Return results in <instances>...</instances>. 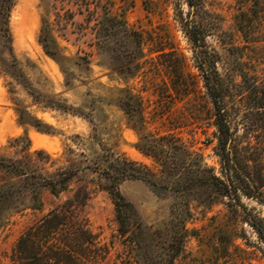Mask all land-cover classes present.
<instances>
[{"label": "rangeland", "instance_id": "obj_1", "mask_svg": "<svg viewBox=\"0 0 264 264\" xmlns=\"http://www.w3.org/2000/svg\"><path fill=\"white\" fill-rule=\"evenodd\" d=\"M105 8L143 36L141 67L133 61L135 43L118 37L107 44L98 41V17ZM10 28L19 79L0 67V153L10 152L7 147L13 138L28 135L34 149L83 160L92 158L101 142L116 157L125 154L146 165L160 183L127 179L119 185L133 206L129 212L135 234L141 223L150 235L160 232L159 243L154 244L176 245L174 238L186 218L187 227L195 232L186 239L176 264H213L214 248L230 242L245 250L240 260L263 263L264 243L247 217L251 213L264 222V203L242 195L244 210L207 188H176L180 171L174 146L178 141L158 138L168 133L180 136L205 167L221 174L215 105L203 67L215 65L220 74L225 105L241 139L246 134V116L255 112L252 89L264 86V0H15ZM44 28L54 35L66 57L63 67L40 42ZM194 28L199 43L191 38ZM22 84H28L42 103ZM126 91L143 100L146 131L167 143L165 150L158 147L154 151L159 164L137 147L136 116L129 122L120 106ZM46 101L66 110L47 106ZM18 108H26L50 132L23 125ZM251 138L254 144L256 139ZM242 139V145H247L248 139ZM85 192L89 197L80 212L104 250L93 264H138L128 241L134 234H120L112 197L86 179L74 181L58 196L44 193L40 210L27 209L11 216L0 230V261L11 263L18 239L31 224ZM143 236L139 240L151 237Z\"/></svg>", "mask_w": 264, "mask_h": 264}, {"label": "trees", "instance_id": "obj_2", "mask_svg": "<svg viewBox=\"0 0 264 264\" xmlns=\"http://www.w3.org/2000/svg\"><path fill=\"white\" fill-rule=\"evenodd\" d=\"M14 4L15 0H0V36L3 46V52H0V67L18 80L19 60L15 54L10 28ZM97 34L101 43H111L115 37L121 38L124 42L135 43L133 61L136 67H141L139 60L144 55L143 36L107 8L98 17ZM190 34L191 38L199 43L198 30L191 29ZM40 42L46 53L63 67L62 62L66 57L61 53L54 35L46 28L42 30ZM204 61L209 60L206 58ZM203 70L215 105L217 129L215 135L222 170L219 175L214 169L205 167L198 153L180 136L165 134L158 139L175 137L178 141L174 149L180 172L175 187L207 188L230 198L232 204L244 210L247 208L242 202V195L264 203V86H255L252 89L255 104L251 109L255 112L247 115L244 122L246 134L242 138L248 139L246 140L248 144L244 146L242 145L244 139L237 136L236 123L225 105V90L220 74L212 64L206 69L203 67ZM243 81L247 82V75L243 76ZM22 85L34 96L35 101L42 103L41 98L33 94L28 84ZM126 92L120 106L128 115L129 122L136 116L133 127L140 135L137 147L144 155L153 157L159 164L154 151L159 149L158 147L165 150L167 143H160L158 139H154L152 132L146 131L147 120L143 100L129 91ZM44 103L53 108L66 110L63 106H56L48 101ZM73 113L84 116L81 112ZM18 114L23 125L50 132L42 126L41 120L31 116L26 108H18ZM251 137L256 139L254 144ZM97 145L98 150L94 151V156L82 160L66 157L65 153L57 157L46 149H34L28 135L10 140L7 147L10 152L0 153V230L14 214L27 209L40 210L43 206L44 193L49 192L58 196L68 191L74 181L86 179L112 197L116 206L120 234H134L129 235L128 241L133 245L138 264H176L177 258L184 251L186 239L193 235L195 230H190L187 227V219L183 218L181 232L174 238L177 244L161 247L154 244L161 237L159 231L150 235L149 229L143 228L140 223L138 233L135 234V231L131 230L129 212L133 206L121 194L119 185L127 179H146L158 186L160 183L146 165L129 159L125 154L116 157L112 148L101 142H97ZM88 197L89 193L85 192L83 195L78 193L76 199L69 201L62 209L51 210L31 224L18 239L11 254L10 264H93L104 250L99 244L97 234L90 229L88 219L80 212V206ZM247 221L264 243V222L251 213ZM143 234L151 237L148 240L146 238L139 240L140 237H144ZM143 243L146 245L143 246ZM232 244L230 242L214 248L213 264H255L240 260L246 252L239 245L233 244L232 249ZM0 264L6 263L0 261Z\"/></svg>", "mask_w": 264, "mask_h": 264}]
</instances>
